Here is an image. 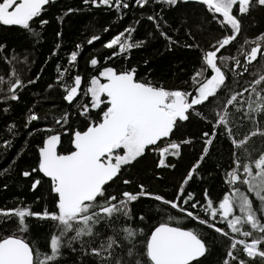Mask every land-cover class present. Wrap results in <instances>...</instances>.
Masks as SVG:
<instances>
[{
	"label": "snow or ice",
	"instance_id": "obj_1",
	"mask_svg": "<svg viewBox=\"0 0 264 264\" xmlns=\"http://www.w3.org/2000/svg\"><path fill=\"white\" fill-rule=\"evenodd\" d=\"M52 2L54 0H0V25L19 26L38 37L39 32L34 30L32 22L35 18L41 17L46 10L45 6ZM83 2L95 7L107 6L118 12L130 7L128 0ZM179 2L180 0H134V5L140 8L150 3L176 6ZM198 2L207 6L208 11L213 14V19H216L222 28H230L231 34L218 40L212 46L213 50L204 53L202 58L204 65L191 77L192 83L196 85L194 91L167 90L163 86L139 79L134 67L117 69L107 66V61L142 46L143 41L133 40L132 33L135 32V28L131 26L103 44L106 49H117L105 58V65L102 66L101 61L95 56L90 59V66L99 68V71L90 77L86 88L82 89L84 78L80 74H75L71 83H64L65 75L71 74L70 69L57 66L58 83H61L66 92L64 99L69 104L80 96L89 97L87 102L80 105L78 113L88 119L89 123L85 130H76L72 133L73 150L67 154L58 152L62 134L46 130L52 134L47 135L42 146L38 148V167L31 172L24 171L23 176L29 177L38 171L50 179L52 192L57 197L56 210L44 209L42 212H34L29 207L0 209V232L4 224L10 223L12 219L16 220L15 232L0 234V264H57L63 256V248H71L73 242L96 236V228L105 220H111L119 215L132 219L130 205L141 198L162 202L163 205L178 210L200 225H206L227 237L230 245L223 264L233 262L249 264L247 259L235 254L238 246H242L247 258H259L264 261V150H260L259 155L253 159L252 153L256 149L248 147V142L253 137L258 135L264 137V128L259 126L258 119L260 115H264V75L253 81L251 92L255 94V99L248 102L247 110L244 111V118L251 121L255 128L242 139H237L233 132L229 106L238 112L242 111L244 101L238 100V97L243 96V92L233 93L228 97L221 110L216 112L214 121L208 120L198 107L211 103L212 98H218L226 83L225 72L218 66L217 60L233 58L223 55L218 57L217 54L241 34L242 21L239 17L249 14L254 8H264V0H198ZM234 6H238L237 14H234ZM71 11L73 10H68ZM216 14L222 19H218ZM159 15L160 13H156L147 16L158 30ZM47 23V20H40L41 27ZM108 30L104 29L105 32ZM160 35L171 43H176L162 30ZM98 40L100 36L93 35L87 43L91 45ZM244 43L252 45L250 49L242 50L244 71H247L249 64L264 57V33L255 40H246ZM3 48L4 46L0 45V51ZM76 49L70 53L68 61L73 67L83 46L77 44ZM235 63L239 67L241 61L236 60ZM208 70L210 71L206 76L205 72ZM4 83V77H0V85ZM28 83H35V80H29ZM22 87L24 83L18 77L9 82L8 91L11 95L5 99L17 100V89ZM248 91L249 89H244V92ZM93 110L101 111L99 121L91 119ZM193 118L211 124L212 131L203 132L202 154L182 181L178 195L174 199L170 200L148 191L143 183L138 185L139 191L136 193L124 191L119 198L115 194H109L106 186L122 174V169L143 157L150 146L151 150L159 152L157 167L174 168L175 165L166 162L167 159L178 157L182 144L191 143V139L178 142L172 137L184 122ZM39 119L37 114L32 113L26 123L30 125ZM68 119L69 115L64 114L56 119L55 123L67 124ZM220 129H223V132ZM218 135H227L230 138L233 163L231 170L226 172L225 181L231 190L222 197L217 207L214 201L208 198L207 190L206 202L202 205L200 201L195 200L193 193H186L185 186L210 154ZM166 140L167 143L161 147ZM2 143L7 149L11 147L12 141ZM6 171L0 170V176ZM40 183L39 179L35 180L32 184L33 190ZM123 183L129 185L132 180L124 179ZM242 186H246L245 190H242ZM184 205H189L191 209L202 207L207 219L201 218L197 212L188 210ZM30 217L56 222V233L50 236L48 252L40 251L27 238L26 233L29 231L27 219ZM139 219L143 220L144 216H140ZM174 219L172 216L168 217L170 222ZM215 222L226 224L230 232L217 227ZM123 232L126 234L125 238L131 241H135L138 235L131 227H125ZM236 236H242L243 239H237ZM117 244L116 239L108 237L105 244L92 247L90 252L93 256L104 257L102 264H108V257L112 256V249ZM208 251V243L201 233L180 226H171V223L166 222L155 227L145 239L143 247L137 248L135 243L131 244L127 251V256L131 259H119L116 264H198L199 259L205 257Z\"/></svg>",
	"mask_w": 264,
	"mask_h": 264
},
{
	"label": "trees",
	"instance_id": "obj_2",
	"mask_svg": "<svg viewBox=\"0 0 264 264\" xmlns=\"http://www.w3.org/2000/svg\"><path fill=\"white\" fill-rule=\"evenodd\" d=\"M128 2L130 7L118 12L107 6L95 7L85 4L83 0H54L45 6L46 10L41 17L35 18L32 22L34 30L39 32L38 37L19 26L0 25V45L4 46L0 51V77H4L5 80V83L0 85V170H7L0 176V209L29 207L34 212H42L44 209L56 210L57 197L52 192L51 181L45 179L38 171L29 177L23 176V172H31L38 167V148L42 146L47 135L52 134L46 130L62 134L58 152L67 154L72 150V133L76 130H85L89 123L88 119L78 114L80 105L87 102L89 97L80 96L69 104L64 99L66 92L61 83H58L57 66L70 69L71 74L65 75L64 83H71L72 77L80 74L84 78L82 89L86 88L90 77L99 71V68L90 66V59L95 56L101 61L102 66L105 65V58L117 49H106L103 44L131 26L135 28V32L132 33L133 40L143 41L142 46L107 61V66L117 69L134 67L139 79L163 86L167 90L194 91L196 85L192 83L191 77L204 65L202 59L204 53L213 50L212 46L218 40L231 34L230 28H222L217 20L213 19V14L208 11L207 6L200 2L180 0L176 6L150 3L144 8L135 6L134 0ZM69 9L73 11L68 12ZM156 13H160L157 17L160 23L159 30L153 21L147 19V16ZM237 13L238 6H234V14ZM216 16L222 19L219 14ZM239 18L242 21L241 34L217 54L218 57L223 55L233 58L217 60L218 66L225 72L226 83L218 98H212L211 103L198 107L208 120L214 121L216 112L221 110L226 99L233 93L243 92V96L238 97V100L244 101L243 110L238 112L229 106L233 132L237 139H242L255 128L251 121L244 118V111L247 110L248 102L255 99V94L251 92L253 81L264 75V57L249 64L248 70L244 71L242 50H248L252 46L245 44L246 40L253 41L264 33V8H254L249 14ZM40 20H47L48 23L41 27ZM105 28L109 30L105 32ZM161 30L176 43L162 37ZM93 35L100 36V40L89 45L87 40ZM77 44L82 45L83 50L73 67L68 61L70 53L77 50ZM236 60L241 61L239 67L235 63ZM209 71L205 72L206 76ZM17 77L24 83V87L17 89L18 99H5L11 95L8 91L9 82ZM29 80H35V83L30 84ZM245 88L249 91L244 92ZM32 113L37 114L40 119L28 125L26 122ZM64 114L69 115L67 124H56L55 120ZM101 115L100 110H93L91 119L99 121ZM258 119L259 126L264 128V115H260ZM205 131L209 133L212 131L211 124L205 120L193 118L184 122L174 132L172 138L178 142L190 138L191 143L182 144L178 157L167 159L166 162L175 165L174 168L157 167L159 152L151 150L150 146L146 150L147 154L138 158L131 166H126L122 174L106 186L109 194H115L119 198L124 191L136 193L139 191L138 185L143 183L148 191L170 200L174 199L178 195L182 181L202 154L204 147L202 134ZM220 131L223 132V129ZM8 140H11L12 144L6 149L2 142ZM166 143L167 140L161 147ZM248 147L256 149L252 153L253 159L256 158L259 151L264 150V137L259 135L253 137L248 142ZM232 151L230 138L227 135H218L210 154L185 186L186 193H193L195 200L203 205L206 202L207 190L208 198H211L218 207V202L231 190L225 181L226 172L231 170L233 163ZM37 179L41 183L33 190L32 184ZM124 179H130L132 183L125 185ZM245 188L246 186H242V190ZM184 207L207 219L202 207L197 209H191L189 205ZM130 209L132 219L119 215L111 220H105L96 228V236L73 242L71 248H63V256L57 264H102L104 257L93 256L90 249L105 244L108 237L118 242L112 249V256L108 257V264H116L119 259H131L127 256L131 244L135 243L137 248L143 247L145 239L155 227L166 222L171 223V226H180L202 234L208 243L209 251L198 264H223L230 240L214 229L200 225L178 210L149 198H141L132 203ZM140 216H144V219L140 220ZM169 216L175 219L170 222ZM27 223L29 225L27 238L40 251L48 252L50 236L56 233V222L30 217ZM215 223L217 227L230 232L226 224ZM125 227L136 230L138 235L135 241L125 238L126 234L123 232ZM2 228L0 234L15 232L16 220L12 219ZM236 238L243 239L242 236ZM235 254L247 259L249 264H264L259 258H247L242 246H238Z\"/></svg>",
	"mask_w": 264,
	"mask_h": 264
},
{
	"label": "water",
	"instance_id": "obj_3",
	"mask_svg": "<svg viewBox=\"0 0 264 264\" xmlns=\"http://www.w3.org/2000/svg\"><path fill=\"white\" fill-rule=\"evenodd\" d=\"M187 2H198V0H187ZM72 139H73V136H72V138H71V148H72V150H73ZM59 147H60V145L58 146V150H59ZM38 155H39V151H38ZM39 173H40V172H39ZM40 174L43 176L42 173H40ZM43 177H44V176H43ZM44 178L50 181L49 178H47V177H44ZM53 194H54V193H53ZM54 195H55V194H54Z\"/></svg>",
	"mask_w": 264,
	"mask_h": 264
},
{
	"label": "flooded vegetation",
	"instance_id": "obj_4",
	"mask_svg": "<svg viewBox=\"0 0 264 264\" xmlns=\"http://www.w3.org/2000/svg\"><path fill=\"white\" fill-rule=\"evenodd\" d=\"M146 154H147V152H146ZM122 170H123V169H122ZM117 178H118V177H117ZM197 223H198V222H197ZM217 224H218V223H217ZM219 224L222 225L221 223H219ZM201 258H203V257H201ZM201 258H200V259H201ZM200 259H199V260H200Z\"/></svg>",
	"mask_w": 264,
	"mask_h": 264
}]
</instances>
